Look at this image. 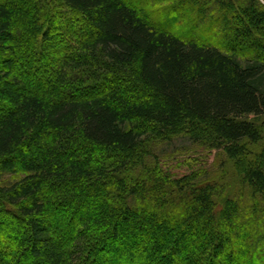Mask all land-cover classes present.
Instances as JSON below:
<instances>
[{"label":"trees","instance_id":"1","mask_svg":"<svg viewBox=\"0 0 264 264\" xmlns=\"http://www.w3.org/2000/svg\"><path fill=\"white\" fill-rule=\"evenodd\" d=\"M0 217V264H264V0H0Z\"/></svg>","mask_w":264,"mask_h":264},{"label":"rangeland","instance_id":"2","mask_svg":"<svg viewBox=\"0 0 264 264\" xmlns=\"http://www.w3.org/2000/svg\"><path fill=\"white\" fill-rule=\"evenodd\" d=\"M169 154L171 157L168 158H173L174 160L169 161V159H165L166 155ZM157 157L161 162L165 163L166 165L174 163V161H177V159L183 160L187 157H197L202 161L203 164L210 167L212 165V161L214 160V153H207V151L196 147L187 139L179 138L177 140H174L170 144H165L159 147V150L157 151ZM0 220H2L1 217Z\"/></svg>","mask_w":264,"mask_h":264}]
</instances>
